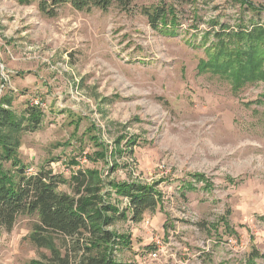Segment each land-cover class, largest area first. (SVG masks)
<instances>
[{
    "label": "rangeland",
    "instance_id": "374dc122",
    "mask_svg": "<svg viewBox=\"0 0 264 264\" xmlns=\"http://www.w3.org/2000/svg\"><path fill=\"white\" fill-rule=\"evenodd\" d=\"M40 2L0 0V101L12 98L19 116L35 101L43 112L38 129L18 134L28 171L69 178L90 168L106 185L157 184L155 211L113 226L130 241L116 247L122 263L264 264V82L200 72L206 53L188 42L200 45L211 20L235 24L253 12L234 0H136L108 11L63 4L51 16ZM157 4L175 6L179 35L149 24L142 10ZM188 180L195 189L185 192ZM58 190L73 192L69 183ZM36 219L21 215L2 233L0 264L49 255L29 239Z\"/></svg>",
    "mask_w": 264,
    "mask_h": 264
},
{
    "label": "trees",
    "instance_id": "16d2710c",
    "mask_svg": "<svg viewBox=\"0 0 264 264\" xmlns=\"http://www.w3.org/2000/svg\"><path fill=\"white\" fill-rule=\"evenodd\" d=\"M135 1L41 0L39 6L44 13L55 16L56 8L63 4L80 11H108L114 4L128 9ZM234 1L253 12V16L247 19L242 15L235 24L211 20L200 45L188 42L204 48L206 58L199 61L200 72L226 75L236 85L264 82V19L255 16L263 13L264 7ZM142 12L161 34L179 35L180 22L174 5L157 4ZM260 98L264 99V92ZM11 106L10 97L0 101V236L13 229L19 216L36 215L29 239L37 248L49 250V255L43 254L28 264H126L117 261L115 251L117 246L129 245V238L117 234L113 226L124 219L141 221L147 211H155L161 200L157 184L110 181L106 185L101 172L90 168L79 169L69 178L45 167L30 173L19 155L18 134L38 129L43 112L31 104L19 116ZM131 143L130 152L137 141ZM194 178L203 181L207 188L210 186L204 174L196 173ZM62 183L71 184L73 192L58 190ZM181 189L192 191L195 183L184 181ZM113 194L127 199L124 207L114 201Z\"/></svg>",
    "mask_w": 264,
    "mask_h": 264
},
{
    "label": "built area",
    "instance_id": "2783aa9c",
    "mask_svg": "<svg viewBox=\"0 0 264 264\" xmlns=\"http://www.w3.org/2000/svg\"><path fill=\"white\" fill-rule=\"evenodd\" d=\"M32 104H38V101H35V103L33 102ZM149 256L151 259H157V257L159 256V249L151 251L149 253Z\"/></svg>",
    "mask_w": 264,
    "mask_h": 264
}]
</instances>
